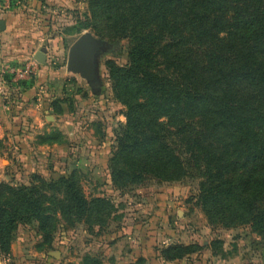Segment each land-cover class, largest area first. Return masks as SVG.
Instances as JSON below:
<instances>
[{
    "label": "rangeland",
    "instance_id": "obj_1",
    "mask_svg": "<svg viewBox=\"0 0 264 264\" xmlns=\"http://www.w3.org/2000/svg\"><path fill=\"white\" fill-rule=\"evenodd\" d=\"M122 3L0 0V11L9 18L0 38L7 45L0 57V105L7 108L6 119L0 113V184L36 188L54 198L57 208L50 235H43L35 220L18 224L0 264H138L146 259L147 264H165L161 250L175 245L197 247L179 260L182 264H264V234L247 226L206 223L198 200L203 177L189 174L162 183L143 176L139 184L112 183V172L123 169L126 160L117 147L126 131L125 107L117 95L124 98L120 80L135 44L120 37L112 45L119 35L106 20L119 15ZM97 13L104 17L94 22ZM93 26L108 36L100 38ZM84 33L112 45L98 58L96 93L66 67L70 46ZM155 62L162 61L157 57ZM7 65L30 67L33 74L16 80L4 72ZM71 175L92 207L87 213L69 211L61 182ZM94 199L111 207L102 218Z\"/></svg>",
    "mask_w": 264,
    "mask_h": 264
},
{
    "label": "trees",
    "instance_id": "obj_2",
    "mask_svg": "<svg viewBox=\"0 0 264 264\" xmlns=\"http://www.w3.org/2000/svg\"><path fill=\"white\" fill-rule=\"evenodd\" d=\"M121 5L119 15L106 20L119 35L112 45L120 37L135 44L120 80L124 98L117 95L126 122L117 147L126 160L112 172V183L139 184L143 176L174 183L197 174L205 180L198 200L209 226H247L264 234V0H123ZM103 17L95 14L94 22ZM162 39L167 41L160 44ZM157 57L162 62H155ZM61 184L71 213L92 209L75 177ZM93 203L101 207L95 210L99 218L111 208L102 199ZM56 212L55 199L36 188L0 184V254L9 251L20 223L35 220L43 235L53 233ZM195 250L168 246L160 256L181 260Z\"/></svg>",
    "mask_w": 264,
    "mask_h": 264
},
{
    "label": "water",
    "instance_id": "obj_3",
    "mask_svg": "<svg viewBox=\"0 0 264 264\" xmlns=\"http://www.w3.org/2000/svg\"><path fill=\"white\" fill-rule=\"evenodd\" d=\"M4 23L0 22V31ZM112 45L95 38L90 33H84L77 38L68 50L67 70L78 74L86 81L93 93L98 91V58L111 50Z\"/></svg>",
    "mask_w": 264,
    "mask_h": 264
},
{
    "label": "crops",
    "instance_id": "obj_4",
    "mask_svg": "<svg viewBox=\"0 0 264 264\" xmlns=\"http://www.w3.org/2000/svg\"><path fill=\"white\" fill-rule=\"evenodd\" d=\"M9 19V18H8ZM7 19V15H6V13L5 12H1L0 11V22L2 21V22H4V26L6 25V27H7V24H8V21H6V20H8ZM7 29V28H6ZM1 31H0V38H1ZM7 48V45H5V44H3V43H0V57H2V54H4V49H6ZM0 88H2V89H4V85H0ZM1 101V100H0ZM3 101V100H2ZM1 101V102H2ZM6 112H7V108H6V106L4 105V104H1L0 105V113L2 114H4V117L3 118H7V114H6ZM6 114V115H5ZM0 122H2V119L0 118ZM3 126H1L0 125V136H3L4 134H3V131H4V129L2 128ZM5 128V127H4ZM3 130V131H2ZM132 238V237H131ZM134 239V238H133ZM142 253L144 252V251H141ZM145 259H146V257H145ZM162 262H164V261H162ZM143 263V262H142ZM142 263H138V264H142ZM143 264H147V259L145 260V263H143ZM165 264H182V261H179V260H175V261H168V262H165Z\"/></svg>",
    "mask_w": 264,
    "mask_h": 264
},
{
    "label": "built area",
    "instance_id": "obj_5",
    "mask_svg": "<svg viewBox=\"0 0 264 264\" xmlns=\"http://www.w3.org/2000/svg\"><path fill=\"white\" fill-rule=\"evenodd\" d=\"M4 72L9 75L10 77H13L14 79L18 80H27L32 76L33 69L30 67L25 68H16V67H10V66H4Z\"/></svg>",
    "mask_w": 264,
    "mask_h": 264
}]
</instances>
